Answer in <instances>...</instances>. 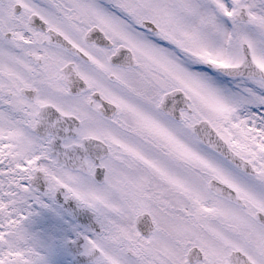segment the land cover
<instances>
[{
	"label": "snow or ice",
	"instance_id": "6c2138e0",
	"mask_svg": "<svg viewBox=\"0 0 264 264\" xmlns=\"http://www.w3.org/2000/svg\"><path fill=\"white\" fill-rule=\"evenodd\" d=\"M0 264H264V0H0Z\"/></svg>",
	"mask_w": 264,
	"mask_h": 264
}]
</instances>
